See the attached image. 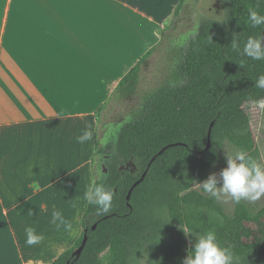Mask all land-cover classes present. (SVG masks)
I'll return each mask as SVG.
<instances>
[{
	"label": "trees",
	"instance_id": "1",
	"mask_svg": "<svg viewBox=\"0 0 264 264\" xmlns=\"http://www.w3.org/2000/svg\"><path fill=\"white\" fill-rule=\"evenodd\" d=\"M220 1L221 16H200L192 36L164 32L120 82L112 100L125 103L138 92L143 66L164 45V77L140 94L138 107L101 148L97 134L93 172L114 193L112 211L97 214L90 205L83 233L51 264H183L209 228L232 250L233 264H264V208L253 212L240 202L228 212L196 188L215 172L225 149L259 158L244 106L264 100V90L255 87L264 61L233 53L231 42L237 39L242 50L249 36L264 34L247 22L248 6L264 13V0ZM196 2L182 0L170 26L182 13L191 17Z\"/></svg>",
	"mask_w": 264,
	"mask_h": 264
},
{
	"label": "crops",
	"instance_id": "2",
	"mask_svg": "<svg viewBox=\"0 0 264 264\" xmlns=\"http://www.w3.org/2000/svg\"><path fill=\"white\" fill-rule=\"evenodd\" d=\"M181 2L0 0V264H51L81 236L71 202L95 180L99 112ZM89 125L93 140L76 143ZM54 206L77 235L50 222ZM30 225L38 245L25 243Z\"/></svg>",
	"mask_w": 264,
	"mask_h": 264
},
{
	"label": "clouds",
	"instance_id": "3",
	"mask_svg": "<svg viewBox=\"0 0 264 264\" xmlns=\"http://www.w3.org/2000/svg\"><path fill=\"white\" fill-rule=\"evenodd\" d=\"M247 22L252 28H264V13L249 5ZM231 51L255 61H264V34L249 36L243 43L242 50L240 42L234 38L231 42ZM255 87L264 90V74L255 80ZM257 103L258 107L264 110V100ZM93 138L94 129L89 125L76 137V143L84 145ZM225 155L227 167L219 174L212 173L200 183L204 193L217 201L231 200L237 204L241 201H258L264 196V164L259 163L245 150ZM29 187L32 189V195H35L41 185L39 181L33 180ZM113 201L114 193L103 183H96L93 180L86 186L82 197H77L76 202H71V206L77 210V215H80L86 212L90 205H94L97 214L103 215L112 211ZM50 222L58 230L63 229L71 236L78 233V226L74 221L66 218L55 206L51 211ZM24 233L25 243L29 246L38 245L44 240V236L39 234L34 226L25 227ZM183 264H233V253L230 248L221 246L216 230L209 228L198 236Z\"/></svg>",
	"mask_w": 264,
	"mask_h": 264
},
{
	"label": "rangeland",
	"instance_id": "4",
	"mask_svg": "<svg viewBox=\"0 0 264 264\" xmlns=\"http://www.w3.org/2000/svg\"><path fill=\"white\" fill-rule=\"evenodd\" d=\"M222 4L220 0H197L195 3V12L191 17L182 13L174 26H168L165 30L166 34H170L177 37L194 35L197 32L199 18L202 15L221 16ZM190 37V36H189ZM166 43V42H165ZM164 45L161 50L155 52L149 59V62L143 66L141 85L138 88L137 94L130 98L127 102L121 103L120 101L111 100L109 104L99 112L100 122L98 128V138L100 144L98 148H101L107 143L115 132L120 128L121 123L127 119L131 112L134 111L140 102V94L144 91H148L157 84V78L161 73V79L164 77V66L166 65V52ZM245 110L248 113L251 120V127L254 132L256 144L258 147L259 158L258 162L264 164V110L258 107L257 102H249L245 104ZM225 153H234L232 149L228 148L222 152L221 161L216 165L215 172L219 174L225 167H227V158ZM100 166L98 165L97 168ZM196 188L200 189V185ZM225 207L226 211L231 212L237 203L231 200H220ZM246 204L253 212L264 208V196L258 201H241Z\"/></svg>",
	"mask_w": 264,
	"mask_h": 264
},
{
	"label": "water",
	"instance_id": "5",
	"mask_svg": "<svg viewBox=\"0 0 264 264\" xmlns=\"http://www.w3.org/2000/svg\"><path fill=\"white\" fill-rule=\"evenodd\" d=\"M214 124H215V121H212V123H211V125H210L209 132H208V140H207V147H206V150H209V149L211 148V146H212L211 133H212V128H213ZM164 149H165V148H164ZM164 149H163V150H164ZM147 172H148V170H146V171L143 173L141 180L146 176ZM133 188H134V187H132V188L130 189L129 194H128V198H130V196H131V194H132V191H133ZM95 227H96V226H94V228H95ZM86 242H87V235H85L82 245H81V246L77 249V251H76V253H77L78 255H80V254L82 253V251H83V249H84V246H85Z\"/></svg>",
	"mask_w": 264,
	"mask_h": 264
}]
</instances>
